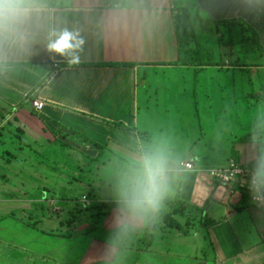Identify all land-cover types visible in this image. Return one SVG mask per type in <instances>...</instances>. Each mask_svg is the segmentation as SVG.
<instances>
[{
  "label": "crops",
  "instance_id": "0c3cea01",
  "mask_svg": "<svg viewBox=\"0 0 264 264\" xmlns=\"http://www.w3.org/2000/svg\"><path fill=\"white\" fill-rule=\"evenodd\" d=\"M45 3L47 12L38 28L78 33L83 40L80 62L69 66L66 59L49 54L42 36L26 52L0 53V99L9 102L6 109L14 110L12 118L20 119V144L22 141L38 149L51 141L47 135L54 137L55 128H68L69 132L105 147V155L100 164L92 166L84 156L63 155L61 160L55 159L58 165L42 174L47 181L41 185L53 197L45 203L37 199L40 182H36L32 195L19 181L30 171L34 180L33 174L46 167L38 165L36 156L34 160L26 148H21L22 144L17 145L16 139L5 144L8 138L4 134V143H0V183L10 193L0 195V264H264V210L253 204L239 182L220 186L208 175L213 169L226 167L230 160L245 165L264 153V0ZM178 14L180 23L182 14L189 21L190 17L197 20L200 32H192L199 36L198 44L206 42L207 35H213L215 46L223 48L221 52L227 53L226 58L187 59L177 64ZM226 21H235L253 31L259 57L245 59L240 42L219 43L220 32L225 34L220 22ZM198 44L193 42L190 46ZM150 74H159L160 84L165 80L171 85L156 93L159 91L161 98L171 104H166L172 109L164 108V114L179 118L165 122L157 130L151 128L150 118H138L141 106L147 109ZM208 80L221 83L220 95H214L215 88L207 85ZM16 97L23 99L28 108L15 103ZM224 98H229L228 102ZM253 98L254 103L248 101ZM215 99L222 101L219 109H214ZM35 101L42 105L38 110L34 108ZM6 109L0 105V132L12 129L6 122L11 116L5 114ZM214 116L215 119L208 120ZM110 123L123 124L133 131ZM157 135L167 138L173 150L178 151L174 154L179 170L167 200L178 196L204 211L201 215L193 214V220L190 214L191 230L187 235L158 224L151 231L150 244L142 241L140 249L137 241L145 235L147 221L132 224L117 235L115 208L88 209L92 203L85 193L92 191L97 203H113L108 166L114 168L121 158L132 154L142 139ZM216 146L225 149L222 155L226 160L208 168L200 152ZM197 147L198 152L194 150ZM80 150L90 158L97 156L94 149ZM73 164L77 167L78 182L72 184L66 181ZM186 164L194 168L185 170ZM13 189L20 191L11 193ZM23 193L32 204L26 209L27 217L20 214L21 206L5 209L2 204L21 203L18 195ZM65 195L75 198H62ZM173 217L181 225L187 220L180 215Z\"/></svg>",
  "mask_w": 264,
  "mask_h": 264
},
{
  "label": "clouds",
  "instance_id": "9594fccd",
  "mask_svg": "<svg viewBox=\"0 0 264 264\" xmlns=\"http://www.w3.org/2000/svg\"><path fill=\"white\" fill-rule=\"evenodd\" d=\"M46 12L45 0H0V53L26 52L42 36L49 54L66 59L69 66L78 64L83 40L68 29H39L38 22ZM178 170L171 142L163 136L140 141L130 156L121 158L109 170L117 235L132 224L159 217L172 194ZM253 188L264 189V155L256 165Z\"/></svg>",
  "mask_w": 264,
  "mask_h": 264
},
{
  "label": "trees",
  "instance_id": "16d2710c",
  "mask_svg": "<svg viewBox=\"0 0 264 264\" xmlns=\"http://www.w3.org/2000/svg\"><path fill=\"white\" fill-rule=\"evenodd\" d=\"M180 15L178 14L177 16H175V26H176V31H177V39H178V45H179V53H180V57H179V62H177V64H183L184 61L186 62V60H203V59H208L205 56L201 55L198 56L197 54L194 53L193 48L190 46L191 44V40H192V28L190 27V21L188 19V17L183 16L182 14V21L180 23V21L178 22V18ZM189 22V23H188ZM220 25H223V31H225V34H223V32H220V44L222 45H226L227 44H234L235 42H240V44H242L243 49L245 50V59L247 60H252L254 58V56L257 58L259 57V45L257 44V39L255 38V35L253 33V31H251V29H246L244 27L243 24H239L235 21H226V22H220ZM245 28V29H244ZM219 30H221L219 28ZM247 34H246V33ZM249 34V35H248ZM233 37V39H232ZM236 39H235V38ZM230 38V40H228ZM221 40H225L223 43L221 42ZM264 97V95H263ZM110 125L116 127V128H120L123 130H126L128 132L133 131L132 128H127L125 127L123 124L120 123H110ZM57 135V134H55ZM63 138H67L71 141H76L78 140V142L80 143L82 148L85 149H94L97 151V156L95 158H90L88 155L84 154L82 151L80 152V156H84L86 161L89 163V166L94 165V163H101L102 157L105 155V147L98 145L97 143H94L93 141H90L88 138L84 137L83 135H80L78 133H74L73 132V136L74 137H67L61 135ZM62 142V141H61ZM61 142H54L51 141L49 142L47 145H45L43 147V149L46 151L45 152H40L39 149H36L34 147H31L29 145H26L25 143L23 144V142L21 141V148H26L30 154L33 156L34 160H35V156H36V163L38 165H40L41 167H46V168H53L54 169V165H58L57 161L61 160V156L63 155H67L66 153L68 151H65L64 153H62V149H66L69 148L68 146L62 144ZM59 143V144H58ZM64 146V148H63ZM22 148V149H23ZM38 153H44L41 156L37 155ZM8 155H10L9 153H6ZM264 155V153H260L258 155V157L245 164V165H241L244 169H247L251 172L254 173L256 165L258 163V161L260 160L261 156ZM11 156V155H10ZM70 157V156H68ZM234 157V156H233ZM71 158V157H70ZM57 159V161L55 160ZM235 160V159H234ZM237 162V160H235ZM98 165V164H97ZM63 166V165H62ZM71 170H69V180H67V183H72V182H78V179L76 177V175L71 174L70 172H73L77 170V167L75 166V164L70 165ZM75 168V169H74ZM67 171V169H66ZM73 184V183H72ZM44 190H48L46 187H42L41 189V197L44 196L45 200L49 199V197H52L50 194V190L49 194L47 191ZM47 192V193H45ZM67 197H62L64 199L69 198V195H65ZM74 197V196H72ZM70 197V198H72ZM75 198V197H74ZM74 198H72L74 200ZM85 198L87 200H91V206L88 209H107V210H111L113 208H115L114 203L111 202H103V203H97L95 202V198L96 196L92 193V191H89L87 193H85ZM39 199V198H37ZM204 211L203 209H196L194 207H192L191 205L181 201L179 199L178 196L175 197L174 200H166L163 206V210L161 211L159 217L155 220V221H147V228L145 231V235L143 236L142 239L138 240V244H140V249H142V241L143 243H148L150 244L151 239H150V234L151 231L155 230L158 226V224L162 223L164 224L166 227L168 228H174L177 229L179 231H181L183 234H189L190 232V224H191V220L194 219L193 214L196 215H201ZM104 214V213H101ZM190 214L191 216V220H190ZM174 215H180L184 218H186V222L184 225H181L180 223H177V221L174 219ZM200 217V216H199ZM148 231H150V233H148Z\"/></svg>",
  "mask_w": 264,
  "mask_h": 264
},
{
  "label": "rangeland",
  "instance_id": "374dc122",
  "mask_svg": "<svg viewBox=\"0 0 264 264\" xmlns=\"http://www.w3.org/2000/svg\"><path fill=\"white\" fill-rule=\"evenodd\" d=\"M189 23V22H188ZM190 27L192 28V29H194L195 30V32H200L199 31V28L197 27V25H198V22H197V20L195 19H193V18H191L190 17ZM207 37V41L206 42H203V44H198V41L200 40V38H199V36L197 35V36H195V35H192V40H191V43H195V44H198L197 46H195L194 48H193V51H194V53L195 54H197L198 56H201V55H203V56H205L206 58H208V59H211V60H214V59H217V57H218V59H220V60H224L225 58H226V54L227 53H224V52H221V49H223L222 47H218V45H216L215 46V43H216V40L215 39H213V35H211V36H206ZM235 38V37H234ZM221 39V38H220ZM232 39H233V37H232ZM236 39V38H235ZM228 40H230V38L228 39ZM225 40H221V42L223 43ZM220 43V42H219ZM222 45V44H221ZM235 54H238V53H235ZM148 77H149V86H147L146 87V90L148 91V99H147V109L146 108H144V106H141V112L139 113V116H138V118L140 119V120H142V119H147V118H150V120L152 121V123H151V128L152 129H154L155 128V130H157L158 129V127L159 128H162V126H164V124H165V122L166 123H170V122H173L175 119H179L178 117H176V116H169V115H165L164 114V108H166V107H168V109L170 108V109H172V107H169V106H166V104L168 103V104H170L169 103V101H164L162 98H161V94H158L159 93V91H158V93H156V91L157 90H160L161 88H170L171 87V85L170 84H168V83H165V82H168V81H165V80H163V81H160L162 84H160L159 83V74H155V75H153V74H150V75H148ZM216 81H212V80H208V86H212V87H214L215 89H213V92H214V95H220V91H219V89H218V86L221 84V83H215ZM207 86V89L208 90H210L211 88L210 87H208ZM230 98V97H229ZM229 98H228V100H229ZM15 100V103H18V104H20V103H22V105H21V107L23 106V107H25V108H28V106H26V105H24V102H23V99H17V97H16V99H14ZM221 99H215L214 101H212V103H213V105H214V109H219L220 108V106H219V104H221V102L222 101H220ZM228 100L227 99H225L224 98V101L225 102H228ZM249 102H251V103H254L255 101H254V98L253 99H251V100H248ZM14 103V104H15ZM165 104L164 106H163V104ZM209 103L211 104V101H209ZM9 104V102L8 101H4V99H0V105H2V106H4V108L6 109V106ZM171 105V104H170ZM187 107H185V109H186ZM184 109V108H183ZM189 109V107L186 109V110H188ZM7 110V112L8 113H6L5 112V114L7 115V116H9V115H11V116H9V120H6V122L8 123V125L9 126H11V128L12 129H10V128H7V130L6 131H4V132H0V143H4L3 142V136H4V134L6 135V139L8 140V141H6V143L5 144H8L9 143V141H11V142H14V139H16L17 140V145L18 146H21V144H20V142H19V140H21L20 139V135H21V132L19 131L21 128H19V125L18 124H20L21 122H20V119L17 117V118H12L14 115H13V113H14V110L12 109H10V108H8V109H6ZM16 111V110H15ZM171 111V110H170ZM217 111H215V113H216ZM168 113H169V111H168ZM198 113H199V116H200V110H198ZM9 114V115H8ZM0 118H1V116H0ZM201 118H203L204 119V117H201ZM216 118V116H214V117H208V120H210V119H215ZM250 120H252L253 119V117H250L249 118ZM47 126H49L48 124H47ZM17 127V128H16ZM16 128V131H14V129ZM142 129V126H139V130H141ZM55 130H56V133L55 134H57V135H54L53 134V136L54 137H52L51 138V135H47V137L48 138H50L51 139V141H53L54 140V142H61L62 144H64V145H66V146H68L69 148H66V149H62L61 151H62V153H64L65 151H68L66 154L68 155V156H70L71 158H74V157H79L80 156V152H81V150H80V147H81V145H80V143L78 142V140H76V141H71V140H69V139H67V138H63L61 135H63L64 134V136H67V137H74L73 136V132H69L68 130V128L66 129H62V130H58V128H55ZM58 130V131H57ZM79 134V133H78ZM81 135V134H80ZM59 136V137H58ZM140 136H142V135H140ZM158 136V135H157ZM142 140H145V139H142ZM51 141H48V143L49 142H51ZM42 143H44V141L43 142H41V144ZM47 143V144H48ZM47 144H43V145H41V146H38V149L40 150V152H45V150L43 149V147L45 146V145H47ZM59 144V143H58ZM206 144V143H205ZM208 144V143H207ZM48 146V145H47ZM199 147V146H198ZM196 148V149H194L196 152H198L199 150H200V148ZM63 148H64V146H63ZM174 152H176V153H178V151L177 150H173ZM201 153H203V155H204V157H203V160H204V165L206 166V167H212L213 165H215L216 163L215 162H217V163H219V162H225V160L226 159H224L223 158V155L222 154H224L225 153V149H222L221 147H213V148H210V147H207V148H203L202 149V151L200 152V155L201 156H203ZM42 154H44V153H38L37 152V155L38 156H41ZM96 154H97V152H96ZM95 154V155H96ZM3 156H5V157H7L6 155H3ZM175 156H177V154H175ZM5 157H3L1 160H4V158ZM8 157L9 158H11V156L10 155H8ZM1 158V157H0ZM104 158V156L102 157V159ZM181 159H182V157H181ZM214 159H217V160H214ZM222 162V163H223ZM215 167V166H214ZM112 167H110L109 168V166H108V170H110ZM46 169L47 168H44L43 169V172H36V173H34L33 175H34V180L32 179V175H31V171L28 173V174H25L24 175V178H22V181H19L20 183H22L21 185H23V186H25V187H27L28 188V191H32L31 193H32V195L35 193V187H36V185H37V181L38 182H40V186L39 187H37V188H39V190H37L36 189V191H37V194H38V196H37V198H39V201H43V202H45V198H44V196L43 197H41L40 195H39V193H40V190L42 189V185H41V183H46V179H47V177H43L42 176V174H45L46 173ZM48 169H50V168H48ZM71 174H73V175H76V171H74L73 170V172H70ZM42 177V179H40ZM37 180H36V179ZM56 181V180H55ZM49 182H51V179H49ZM54 182V181H53ZM61 182H63V181H61ZM64 184V183H63ZM62 184V185H63ZM15 191V193H18L20 190L19 189H13V191L11 192V193H13ZM44 191H47L48 192V194H49V191L48 190H44ZM47 192H45V193H47ZM9 194L10 193V190L6 187V186H4L2 183H0V195L1 194ZM36 194V195H37ZM50 195V194H49ZM19 196V198L20 199H22L23 201H20L21 203H2L4 206H5V209H12L13 208V206H15V205H19V206H21L22 207V209H23V212L22 213H20V214H26L25 215V217H27V212H26V209L28 210L29 209V207L32 205L30 202H29V200H28V198H26L27 196H25L24 195V193L22 194V195H18ZM51 198H53V197H51ZM25 199V200H24ZM34 199V198H33ZM32 199V200H33ZM49 199H50V197H49ZM51 200V199H50ZM39 201H38V204H40V205H43V202H41V203H39ZM82 201V200H81ZM85 201V200H84ZM33 203V202H32ZM46 203V202H45ZM35 204V203H34ZM75 205H81V203H74ZM45 205V204H44ZM45 207V206H44ZM57 217L59 218V215H57Z\"/></svg>",
  "mask_w": 264,
  "mask_h": 264
},
{
  "label": "built area",
  "instance_id": "2783aa9c",
  "mask_svg": "<svg viewBox=\"0 0 264 264\" xmlns=\"http://www.w3.org/2000/svg\"><path fill=\"white\" fill-rule=\"evenodd\" d=\"M41 104L37 101L34 102V108L40 109ZM185 170H192L194 167L191 164L184 166ZM209 178L217 182L220 186H229L239 182L240 187L249 194L253 204L258 208L264 210V189L253 188V175L254 173L244 169L241 165L230 160L229 164L224 168L213 169L208 173ZM243 179H247L248 183L241 182Z\"/></svg>",
  "mask_w": 264,
  "mask_h": 264
}]
</instances>
